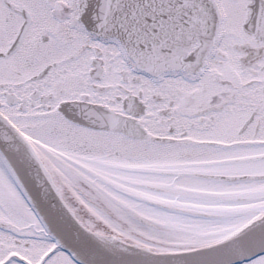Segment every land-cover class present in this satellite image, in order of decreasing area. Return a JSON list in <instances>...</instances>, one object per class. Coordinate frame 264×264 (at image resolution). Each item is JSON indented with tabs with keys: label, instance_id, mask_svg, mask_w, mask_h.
Wrapping results in <instances>:
<instances>
[{
	"label": "snow or ice",
	"instance_id": "6c2138e0",
	"mask_svg": "<svg viewBox=\"0 0 264 264\" xmlns=\"http://www.w3.org/2000/svg\"><path fill=\"white\" fill-rule=\"evenodd\" d=\"M0 264H264V0H0Z\"/></svg>",
	"mask_w": 264,
	"mask_h": 264
}]
</instances>
